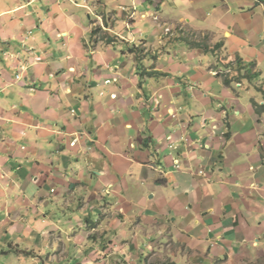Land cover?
I'll list each match as a JSON object with an SVG mask.
<instances>
[{"label": "crops", "instance_id": "0c3cea01", "mask_svg": "<svg viewBox=\"0 0 264 264\" xmlns=\"http://www.w3.org/2000/svg\"><path fill=\"white\" fill-rule=\"evenodd\" d=\"M95 1L0 0V264H41L43 251H56L60 231L74 226L68 212L77 208L82 215L91 202L120 208L123 198L128 208H146L153 231L143 243L152 252L184 244L191 263L264 264V122L248 111L255 122L233 129L230 114L217 117L226 109L209 110L211 119L205 127L202 119L196 138L181 144L171 130L151 129L155 138L136 151L127 126L139 107L149 111L152 105L142 104L147 87L156 91L159 80L151 75L136 84L130 55L112 45L87 49ZM99 1L114 16L138 20L141 31L149 29L147 18L163 21L155 23L157 31L232 30L245 63L264 48V22L260 33L249 28L244 37L233 27L238 14L252 24L264 0ZM172 79L195 96L189 86L196 81ZM203 86L213 100L212 88ZM181 100L182 109L194 108L192 100ZM175 114L182 116L181 110ZM112 146L114 155L108 153ZM118 152L127 160L124 154L133 152L129 162L120 158L130 167L123 180ZM121 181L127 197L117 194ZM172 253L167 263L182 264Z\"/></svg>", "mask_w": 264, "mask_h": 264}, {"label": "rangeland", "instance_id": "374dc122", "mask_svg": "<svg viewBox=\"0 0 264 264\" xmlns=\"http://www.w3.org/2000/svg\"><path fill=\"white\" fill-rule=\"evenodd\" d=\"M97 1H95L97 6L95 5L94 13L92 12L97 23L93 22L92 31H94H91L88 38L87 49H92L96 45H102L103 48L112 45L117 53L119 51L126 53L127 58L130 55L129 58L133 62L131 67L134 64L136 73H139L136 84L143 86V79L151 75L159 80L156 91L151 92L149 85L146 91L148 97L145 95V100L143 101V98L141 100L142 104L148 102L152 105L149 111L146 112L145 105L139 107L134 113L133 121L127 126L132 127L135 133L129 134L130 141L139 144L136 151L141 146L147 148L148 145L145 143L155 138V135L150 133L151 129L158 128L161 132L163 129L171 130L174 138L182 141L181 144L185 140L189 141L190 136L196 138L195 131L203 124L202 119L205 120L208 116L211 119L209 110L218 112L226 109L221 114L217 113V117H222L221 121H223L224 117L230 114L233 129H238L242 124L248 125L247 119L253 121L248 116V111L258 123L264 122V113H257L253 105V102L258 104L264 102V58H261L264 55V48L251 56L253 59L251 63H245L234 45L238 38L232 35L234 34L232 30H229L230 32L225 30L227 32L218 35L217 31L199 32L186 27L178 28L177 31L175 30L177 28H173L169 31L170 27L166 26L164 31L161 29L157 31L155 23L162 25L163 21L147 18L150 23L149 29L141 31L138 20L132 17L123 19L119 15L114 16L111 10L106 12L103 5L99 4L102 3L101 1ZM229 3H233V0ZM236 17L233 27L236 28L234 29L239 37H244L246 32L243 31L249 28L255 34L262 31L264 9L258 10L252 24H247L246 17L240 18V14ZM244 25H247V28ZM145 32L149 36L144 35ZM174 75L183 80L184 84L196 81L193 87L189 86L190 90L194 89L195 96L189 95L180 82H175L172 79ZM129 76L134 77V71ZM184 76L187 79H184ZM202 80L206 87L212 88L210 94H213V100L207 95L209 92L201 83ZM154 94L158 97V101ZM184 96L188 100L185 101L187 105L192 100L194 108H181L183 105L181 99H184ZM216 100H219L220 104L217 105ZM213 101H216L215 105ZM167 106L169 109L165 111ZM175 108L178 112L181 110L182 116L175 114ZM239 109L242 113L236 114L235 111ZM122 116L127 120L130 119L128 115ZM167 117L169 119H166ZM226 123L230 126L229 122ZM258 123L256 125L259 126ZM206 124L205 120L203 127ZM262 125L264 128V123ZM120 133L127 138V130H120ZM109 150L111 151L108 153L114 155L116 149L112 146ZM131 153L124 154L129 161H131ZM120 158L123 160L126 158L122 156L116 158L118 165L116 168L120 171L118 174H121L123 180L126 173L128 176L130 167L129 163H126L129 162L127 159L123 162ZM153 171L155 172V169ZM120 184L122 188L117 194L127 197L129 188L123 181ZM126 188L128 191L125 190ZM119 204L120 208L107 210L98 207L96 202H91L88 212L82 215L75 208L76 210L73 209L72 212L81 216L77 217V221L73 218L72 212H68L66 220H71L74 226L64 232L60 231V238L56 240V251L53 252L52 248V254L43 251L41 264H167L169 261L167 252L170 251H173L172 257L178 255L182 264H195L187 261L192 254L184 244L166 243L158 253L149 250L143 242L146 240L147 232H152L153 227L147 225L148 221L145 222L146 208H128L129 203L126 202V198H123ZM60 217L63 219L65 214L62 213ZM31 252L35 253L33 257L36 258L38 257L36 255H41L39 251ZM77 255L82 261L76 258Z\"/></svg>", "mask_w": 264, "mask_h": 264}, {"label": "trees", "instance_id": "16d2710c", "mask_svg": "<svg viewBox=\"0 0 264 264\" xmlns=\"http://www.w3.org/2000/svg\"><path fill=\"white\" fill-rule=\"evenodd\" d=\"M94 31V30H93ZM92 31V32H93ZM253 105L255 106V111L257 112V113H264V102L263 103H256V102H253ZM168 264H170V263H168Z\"/></svg>", "mask_w": 264, "mask_h": 264}, {"label": "clouds", "instance_id": "9594fccd", "mask_svg": "<svg viewBox=\"0 0 264 264\" xmlns=\"http://www.w3.org/2000/svg\"><path fill=\"white\" fill-rule=\"evenodd\" d=\"M170 30H171V28L169 29V31H170ZM114 80L116 81V80H117V78H114ZM106 82H107V83H109V82H110V80H109V79H107V80H106ZM72 143L74 144V143H75V140H74ZM176 163H177V162H176ZM167 264H168V263H167Z\"/></svg>", "mask_w": 264, "mask_h": 264}]
</instances>
